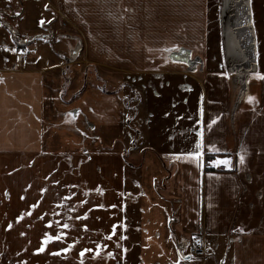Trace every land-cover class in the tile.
<instances>
[{"label": "crops", "instance_id": "crops-1", "mask_svg": "<svg viewBox=\"0 0 264 264\" xmlns=\"http://www.w3.org/2000/svg\"><path fill=\"white\" fill-rule=\"evenodd\" d=\"M4 9L22 12L32 50L24 60L0 22V191H15L18 223L104 240L102 264H187L195 236L201 264H264V0ZM65 40L111 93L76 95L75 78L62 94ZM208 155L227 170L206 171Z\"/></svg>", "mask_w": 264, "mask_h": 264}, {"label": "rangeland", "instance_id": "rangeland-1", "mask_svg": "<svg viewBox=\"0 0 264 264\" xmlns=\"http://www.w3.org/2000/svg\"><path fill=\"white\" fill-rule=\"evenodd\" d=\"M40 16V14H37V10L34 9L31 15L28 16L26 23L30 25ZM63 43L67 48V58H65L67 67L64 68V71L71 76V83L76 78L74 88L81 90L86 84H97V77L101 78L99 72L94 67L86 68L80 60L81 57L73 60V54L78 51L80 45L72 40H65ZM17 53L29 57L32 50H29L27 46L18 49ZM78 64H81V66L78 67ZM67 68L68 70H66ZM254 86L252 82L247 85L249 89L254 88ZM115 88H117V85H115ZM129 97V99L137 100L134 94H130ZM124 103L127 107L128 102L124 100ZM131 112L134 113V108ZM132 127H134L133 124L130 125L129 130ZM224 161L227 160H222V162ZM9 193L7 197L11 199L10 203L6 201V196L0 191V264H98L99 261V264H102V257L95 254V251L98 244L100 242L104 243V240L91 238L67 239L65 237L56 239L48 237L34 238L31 232L32 224L28 226L26 223H18L15 191ZM28 229L30 232H28ZM47 231V229L44 230L46 235H48Z\"/></svg>", "mask_w": 264, "mask_h": 264}, {"label": "trees", "instance_id": "trees-1", "mask_svg": "<svg viewBox=\"0 0 264 264\" xmlns=\"http://www.w3.org/2000/svg\"><path fill=\"white\" fill-rule=\"evenodd\" d=\"M21 16H22V12H20L16 16H13V15L10 14V12L7 9H4V10H1L0 11V22L12 34V37L14 38V41L16 42L18 49L27 47L29 45V43H30V40L29 39H28V42L26 44L22 43V41L20 39H27V38L26 37H23V36H20L14 30L13 23L17 19L21 18ZM76 58H77V56L73 60H75ZM66 70H68V68ZM64 72H63V79H62V83H61V92H62V94L65 93L69 89V86H70V83H71V76L70 75H67L68 72H66V71H64ZM97 80H98V85L102 89V91H104L105 93H111V90L108 88L107 84L104 82L103 79L97 77ZM79 93H81V90L79 92H77L76 95H78ZM66 102H69V101L66 100ZM213 159H215L214 156L208 155L206 157L205 169L208 172H214L215 171L214 169H211V168H208L207 167L208 162L210 160H213ZM170 226H171V223H170Z\"/></svg>", "mask_w": 264, "mask_h": 264}, {"label": "built area", "instance_id": "built-area-1", "mask_svg": "<svg viewBox=\"0 0 264 264\" xmlns=\"http://www.w3.org/2000/svg\"><path fill=\"white\" fill-rule=\"evenodd\" d=\"M22 57L24 60L28 59V56L25 54H23ZM77 66L80 67L81 64H78ZM207 167L211 169H217L219 171H225L227 169L225 166H217L214 160H210ZM189 254L192 257V262L190 264H201L199 260L203 255V245L200 237L195 236L191 239Z\"/></svg>", "mask_w": 264, "mask_h": 264}, {"label": "snow or ice", "instance_id": "snow-or-ice-1", "mask_svg": "<svg viewBox=\"0 0 264 264\" xmlns=\"http://www.w3.org/2000/svg\"><path fill=\"white\" fill-rule=\"evenodd\" d=\"M248 99L251 101L252 99H253V97H251V96H249L248 97ZM197 148H199L200 147V142L199 141H197ZM189 155H195V156H198L199 155V152H192V153H189ZM243 161V157H241V162ZM224 163H228L227 161H224ZM64 227H68V225H64ZM113 227H115V226H113Z\"/></svg>", "mask_w": 264, "mask_h": 264}, {"label": "water", "instance_id": "water-1", "mask_svg": "<svg viewBox=\"0 0 264 264\" xmlns=\"http://www.w3.org/2000/svg\"><path fill=\"white\" fill-rule=\"evenodd\" d=\"M22 41V43L26 44L28 42V39H20ZM31 41V40H30ZM78 54V52L73 54V59L76 57V55ZM186 261H190L191 260V256H188L187 258H185Z\"/></svg>", "mask_w": 264, "mask_h": 264}]
</instances>
